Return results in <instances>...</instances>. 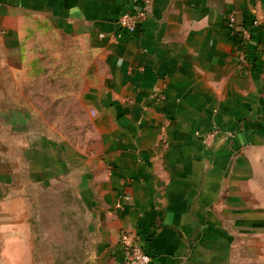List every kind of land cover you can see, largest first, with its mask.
Segmentation results:
<instances>
[{
	"label": "crops",
	"instance_id": "1",
	"mask_svg": "<svg viewBox=\"0 0 264 264\" xmlns=\"http://www.w3.org/2000/svg\"><path fill=\"white\" fill-rule=\"evenodd\" d=\"M131 1L0 0V264H31L25 234L58 180L94 214L92 264H123L122 231L153 264H264V53L240 64L224 22L260 20L264 46V0H152L120 34ZM51 35L93 55L89 152L33 131L18 102Z\"/></svg>",
	"mask_w": 264,
	"mask_h": 264
},
{
	"label": "rangeland",
	"instance_id": "2",
	"mask_svg": "<svg viewBox=\"0 0 264 264\" xmlns=\"http://www.w3.org/2000/svg\"><path fill=\"white\" fill-rule=\"evenodd\" d=\"M36 49L39 64L21 85L18 101L31 115L30 128L78 154L89 152L95 135L84 93L92 53L79 41L58 35L42 38ZM45 161L42 167L49 164L47 156ZM56 188V195L41 193L31 233L25 234L26 252L34 255L31 264H92L98 242L94 214L87 211L76 182L58 180Z\"/></svg>",
	"mask_w": 264,
	"mask_h": 264
},
{
	"label": "built area",
	"instance_id": "3",
	"mask_svg": "<svg viewBox=\"0 0 264 264\" xmlns=\"http://www.w3.org/2000/svg\"><path fill=\"white\" fill-rule=\"evenodd\" d=\"M152 0H132L131 6L120 15L116 24L120 34H133L138 24L144 21L151 7ZM225 28L230 39L234 43V57L242 65L250 64V52L260 47L264 53V46L258 40L261 22L258 19L251 21L248 25L240 23L233 13L226 15ZM120 36V35H119ZM101 37H104L102 34ZM119 244L124 254L123 264H153L152 257L143 249L136 234L122 231Z\"/></svg>",
	"mask_w": 264,
	"mask_h": 264
}]
</instances>
